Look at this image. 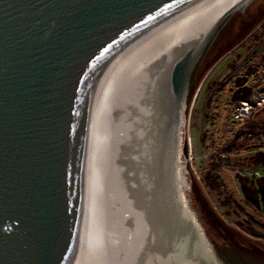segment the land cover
Wrapping results in <instances>:
<instances>
[{"label":"water","instance_id":"95a60500","mask_svg":"<svg viewBox=\"0 0 264 264\" xmlns=\"http://www.w3.org/2000/svg\"><path fill=\"white\" fill-rule=\"evenodd\" d=\"M205 1L0 0V264H75L96 82L134 44ZM244 1L174 60L177 110L218 26ZM164 244L158 264H186L193 249Z\"/></svg>","mask_w":264,"mask_h":264},{"label":"bare ground","instance_id":"6f19581e","mask_svg":"<svg viewBox=\"0 0 264 264\" xmlns=\"http://www.w3.org/2000/svg\"><path fill=\"white\" fill-rule=\"evenodd\" d=\"M241 1L207 0L172 18L96 82L75 264H158L166 241L193 249L186 264H219L189 199L186 108L174 106L169 79L179 52Z\"/></svg>","mask_w":264,"mask_h":264},{"label":"rangeland","instance_id":"374dc122","mask_svg":"<svg viewBox=\"0 0 264 264\" xmlns=\"http://www.w3.org/2000/svg\"><path fill=\"white\" fill-rule=\"evenodd\" d=\"M241 76L254 89H264V0L244 1L218 26L188 90L182 145L189 199L206 238L224 255L231 254L234 264H264V233L256 224L262 217L240 199L242 179L236 177L234 163L218 159L222 147L237 142L235 163L243 164V172L254 168L255 153H264V148L258 149L259 137L246 133L236 139L249 120L264 113L262 104L248 118H234L237 105L230 95ZM256 168L264 175V163ZM237 200L243 209L234 208ZM251 226L249 237L244 231Z\"/></svg>","mask_w":264,"mask_h":264},{"label":"flooded vegetation","instance_id":"af4514ba","mask_svg":"<svg viewBox=\"0 0 264 264\" xmlns=\"http://www.w3.org/2000/svg\"><path fill=\"white\" fill-rule=\"evenodd\" d=\"M254 151L255 150H253V152ZM239 174H240L239 175L240 179H242V180H238V186L240 188V195H241L240 199L243 198V200L246 203L251 204L253 211L255 213H259L263 219L264 217V175L263 173H261L258 168L248 167V169H244L243 172H239ZM233 204L236 210L243 209L240 201L237 200V202L235 201L233 202ZM262 219L260 220L259 218H257L256 224L258 228L262 229L263 231L262 235H263L264 221ZM252 230L254 229H252V226H251L250 231H249L250 233L247 231H244V232L250 237L251 235L253 236ZM211 247L213 249V253L216 256H218L217 259L219 260V264H234V262H232L233 256L231 254H227V256L224 255L220 250L219 251L217 250V247L214 244H212ZM242 264H246V263H242Z\"/></svg>","mask_w":264,"mask_h":264},{"label":"trees","instance_id":"16d2710c","mask_svg":"<svg viewBox=\"0 0 264 264\" xmlns=\"http://www.w3.org/2000/svg\"><path fill=\"white\" fill-rule=\"evenodd\" d=\"M236 82V87L235 89L232 91L231 95H230V99L231 101L235 104L238 105L241 101L244 100H249L251 98V95L253 93V87L251 85H249L246 82V77L245 76H241L236 78L235 80ZM210 100V98H209ZM210 102V101H209ZM254 114L251 116L253 117ZM249 119H247L246 121H248ZM250 122H248L247 124V128L246 130L241 129V132H238L236 139L240 138V135L242 134H248L254 137H259L260 141H259V148L258 149H263L264 148V142L262 143V141L264 140V113L262 114V116L260 118H257V120L255 118H253L252 120H249ZM239 135V136H238ZM237 142H233L232 144H229V148L224 146L222 147L221 153L218 154V159L221 161H228L227 163H234L233 165L235 166V169L238 170L236 173V177H239V172L242 169L243 164H240L238 166L237 160L235 161V157L234 154H237ZM254 150V149H253ZM235 151V152H234ZM255 158L256 160L254 161V168H256L257 164H261L264 163V153H261L260 151H258L255 154ZM238 166V169H237Z\"/></svg>","mask_w":264,"mask_h":264},{"label":"built area","instance_id":"2783aa9c","mask_svg":"<svg viewBox=\"0 0 264 264\" xmlns=\"http://www.w3.org/2000/svg\"><path fill=\"white\" fill-rule=\"evenodd\" d=\"M262 104H264V89L260 91L253 88L251 98L249 100L241 101L235 107L234 118L238 120H242L245 117L248 118L252 111L256 110Z\"/></svg>","mask_w":264,"mask_h":264}]
</instances>
